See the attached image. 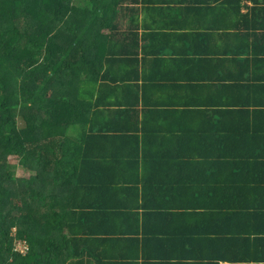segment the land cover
I'll list each match as a JSON object with an SVG mask.
<instances>
[{
	"label": "trees",
	"instance_id": "trees-1",
	"mask_svg": "<svg viewBox=\"0 0 264 264\" xmlns=\"http://www.w3.org/2000/svg\"><path fill=\"white\" fill-rule=\"evenodd\" d=\"M0 264H264V0H0Z\"/></svg>",
	"mask_w": 264,
	"mask_h": 264
},
{
	"label": "rangeland",
	"instance_id": "rangeland-1",
	"mask_svg": "<svg viewBox=\"0 0 264 264\" xmlns=\"http://www.w3.org/2000/svg\"><path fill=\"white\" fill-rule=\"evenodd\" d=\"M18 164V162L17 161H12V165H17ZM16 176L18 177V178H22V177H29V173L28 172H26V171H24L21 167H17V169H16Z\"/></svg>",
	"mask_w": 264,
	"mask_h": 264
},
{
	"label": "built area",
	"instance_id": "built-area-1",
	"mask_svg": "<svg viewBox=\"0 0 264 264\" xmlns=\"http://www.w3.org/2000/svg\"><path fill=\"white\" fill-rule=\"evenodd\" d=\"M17 249L20 250L22 253H26L28 251L27 244L25 242L19 241Z\"/></svg>",
	"mask_w": 264,
	"mask_h": 264
}]
</instances>
